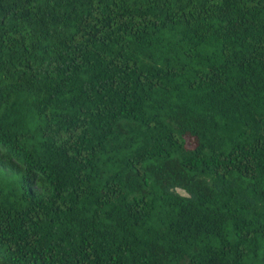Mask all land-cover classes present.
<instances>
[{
    "label": "trees",
    "instance_id": "16d2710c",
    "mask_svg": "<svg viewBox=\"0 0 264 264\" xmlns=\"http://www.w3.org/2000/svg\"><path fill=\"white\" fill-rule=\"evenodd\" d=\"M0 264H264V0H0Z\"/></svg>",
    "mask_w": 264,
    "mask_h": 264
},
{
    "label": "rangeland",
    "instance_id": "374dc122",
    "mask_svg": "<svg viewBox=\"0 0 264 264\" xmlns=\"http://www.w3.org/2000/svg\"><path fill=\"white\" fill-rule=\"evenodd\" d=\"M177 191H178V192H180V193H182V191H181V190H179V189H177Z\"/></svg>",
    "mask_w": 264,
    "mask_h": 264
}]
</instances>
